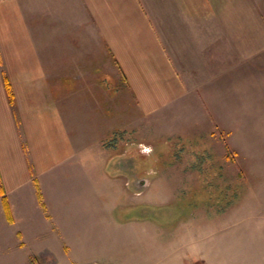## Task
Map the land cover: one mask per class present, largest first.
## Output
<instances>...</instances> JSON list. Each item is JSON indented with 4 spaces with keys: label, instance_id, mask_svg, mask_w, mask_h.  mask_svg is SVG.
I'll return each mask as SVG.
<instances>
[{
    "label": "crops",
    "instance_id": "obj_1",
    "mask_svg": "<svg viewBox=\"0 0 264 264\" xmlns=\"http://www.w3.org/2000/svg\"><path fill=\"white\" fill-rule=\"evenodd\" d=\"M209 18L215 34L207 37V31L196 26ZM112 60L126 77L134 111H126L123 91L125 97L117 96L125 105L122 112H109L107 119L80 112L79 106L94 105L95 98L103 96L100 89L106 84L95 77L80 80L79 74L101 73ZM64 73L71 75L72 148L63 138L59 109L47 108L48 99L55 100L57 94L48 95L46 90L62 89ZM80 88L87 94L79 93ZM192 97L198 99L203 118L213 122L211 135L222 142L217 160L212 158L213 148L209 154L198 149L197 185L204 186V192L212 189L216 205L229 208L208 209L210 205L202 203L192 215L197 220L183 221L178 233L171 235L179 240L167 245V260L192 264L212 259L197 248L209 244L210 235L193 237L196 225L205 233L213 228L215 244L232 246L231 254L214 256L220 261H264V0H0V168L7 169L13 189L25 182L20 174L25 169L20 134L32 152L48 147L46 159L34 161L46 172L63 160L56 156L62 158L64 147L70 157L89 148L113 125L123 129L132 125L137 138L127 146L150 151L154 138H144V128L175 117L163 112ZM106 99L103 104L108 106L118 102ZM225 109L230 113L224 114ZM180 132L155 139L168 140ZM186 154L184 160H197ZM210 170L216 172L212 178L206 176ZM242 183L247 190L239 194ZM170 199L167 194L165 200ZM173 214L168 212L161 220L166 224Z\"/></svg>",
    "mask_w": 264,
    "mask_h": 264
},
{
    "label": "rangeland",
    "instance_id": "obj_2",
    "mask_svg": "<svg viewBox=\"0 0 264 264\" xmlns=\"http://www.w3.org/2000/svg\"><path fill=\"white\" fill-rule=\"evenodd\" d=\"M196 27L207 31L203 32L207 37L215 34L213 18ZM192 33H196L195 27ZM116 65L112 60L111 67L104 66L101 73L79 74L80 80L95 77V81L106 84L104 88L100 86L103 96L95 98L94 105L79 106L80 112H94L100 119L109 112H122L125 106L121 104L123 91L128 102L126 111H134V105L129 104L131 94L128 82L124 73L117 71ZM100 66L102 68L103 64ZM63 75L64 81L59 84L62 89L46 90L48 95L57 94L55 100L48 99L47 108L59 109L64 125L62 135L72 148L74 140L69 129L73 101L69 88L71 75ZM78 91L88 92L81 88ZM104 96L117 101L121 98V102L108 106L103 104ZM183 100L163 112L175 117L156 123L152 128H144V138H154L153 150L150 151L127 146L137 138L132 125L124 129L121 125H113L114 129L100 132V137L93 140L94 146L87 144L89 148H80L70 157L64 147L62 158L56 156L63 160L46 172L38 168L34 161L46 159L48 147H36L37 151L32 152L26 136L20 134L25 165L20 174H23L21 179L25 184L13 189V184L7 180V169L0 168V264H180L167 260L166 256L169 251L167 245L179 240L177 236H171L178 233L176 228L189 218L192 222L197 220L192 215L203 207L202 203L210 205L208 209L229 208L225 203L216 205L212 189L204 192V186L197 185L198 149L203 148L209 154L208 150L213 148L212 158L217 160L218 144L222 142L220 137L211 135L214 133L213 122L203 118L204 112L198 99ZM223 113L230 112L225 109ZM177 129L180 134L171 135L175 139L156 141L155 138ZM74 145L77 146L76 143ZM188 152L197 160H184ZM155 157L161 161L153 162ZM6 158L5 154L3 160ZM206 172L209 178L216 173L214 170ZM101 178L110 179V183ZM153 178L161 180H155L149 188L137 194L136 184ZM38 187L42 195L40 200ZM246 190V184L238 185L239 194ZM258 191L262 192V188ZM167 194L171 198L169 202L165 200ZM220 194L218 190L217 197ZM168 212L175 214L171 218L165 216L169 220L165 224L161 217ZM210 221L213 224L214 216ZM194 227L193 237L199 239L210 235L209 244H198L197 248L212 259L192 264H264L262 259L253 262L220 261L214 256H219L221 252L231 254L232 246L215 244L213 228L205 233L196 225ZM166 229H174V233L169 234ZM261 248L262 244L255 246L259 255Z\"/></svg>",
    "mask_w": 264,
    "mask_h": 264
},
{
    "label": "water",
    "instance_id": "obj_3",
    "mask_svg": "<svg viewBox=\"0 0 264 264\" xmlns=\"http://www.w3.org/2000/svg\"><path fill=\"white\" fill-rule=\"evenodd\" d=\"M149 182L150 181H148V180H144L143 182H138L137 184H136V188L138 189V194H140V193H142L145 189H147L148 188V186H149ZM166 214V213H165ZM165 214H163V215H165ZM163 217V216H162Z\"/></svg>",
    "mask_w": 264,
    "mask_h": 264
},
{
    "label": "trees",
    "instance_id": "obj_4",
    "mask_svg": "<svg viewBox=\"0 0 264 264\" xmlns=\"http://www.w3.org/2000/svg\"><path fill=\"white\" fill-rule=\"evenodd\" d=\"M8 94H9V96H10V98L12 99L13 97H14V95H13V90L11 89V88H9V85H8ZM40 189H39V187H38V194H39V200L42 198V195H41V193H40V191H39Z\"/></svg>",
    "mask_w": 264,
    "mask_h": 264
}]
</instances>
